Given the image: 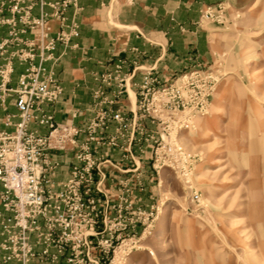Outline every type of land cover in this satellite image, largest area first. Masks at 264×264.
<instances>
[{
	"label": "built area",
	"instance_id": "2783aa9c",
	"mask_svg": "<svg viewBox=\"0 0 264 264\" xmlns=\"http://www.w3.org/2000/svg\"><path fill=\"white\" fill-rule=\"evenodd\" d=\"M219 5L222 9V3ZM71 6L79 10V0H0V35L7 27V37L0 39V59L9 47L18 46L0 64V90L16 95L19 112L13 131L0 130V264H110L121 237L118 229L135 233V222L144 224L147 217L129 182L123 184L117 201L101 196L95 183L100 172V149L122 147L121 140L131 134L133 141L144 139L150 144L151 159L157 166L174 167L185 157L174 134V115H168L169 108L175 109L174 85L165 86L152 69L144 73L137 86L138 118L114 108L123 93V79L115 99L106 94L105 86H111L117 73L101 76L102 83L89 108L90 117L83 126L69 120L58 123L44 109L63 91L54 69L46 62L55 60L58 41L68 43L79 34L77 22L66 23ZM36 8L37 15L33 12ZM50 18L61 22L53 37L47 25ZM28 29L34 37L26 41L20 35ZM14 56L27 65L16 87H6ZM149 117L157 122L156 131H146L139 121ZM33 121L46 126L48 132L31 129ZM113 122L118 125L110 134ZM5 124L11 125L10 115ZM56 150L74 151L75 157L69 177L58 184L59 189H55L54 180L60 166L53 154ZM193 199L200 200L198 192ZM122 222L123 227H118Z\"/></svg>",
	"mask_w": 264,
	"mask_h": 264
},
{
	"label": "rangeland",
	"instance_id": "374dc122",
	"mask_svg": "<svg viewBox=\"0 0 264 264\" xmlns=\"http://www.w3.org/2000/svg\"><path fill=\"white\" fill-rule=\"evenodd\" d=\"M196 25L213 55L155 73L174 85L168 115L185 157L150 160L147 219L118 229L110 264H264V0L208 4Z\"/></svg>",
	"mask_w": 264,
	"mask_h": 264
},
{
	"label": "crops",
	"instance_id": "0c3cea01",
	"mask_svg": "<svg viewBox=\"0 0 264 264\" xmlns=\"http://www.w3.org/2000/svg\"><path fill=\"white\" fill-rule=\"evenodd\" d=\"M220 1L225 0H79L80 9L75 11L71 6L66 13V23L77 22L79 34L72 36L68 43L58 41L55 60L46 62L54 69L63 91L55 103L45 104L44 109L53 114L58 123L69 120L83 126L90 117L89 108L95 90L102 83L101 76L117 73L118 78L111 86H105L106 94L115 99L114 94L123 79V93L114 108H121L128 117L138 118L137 86L146 71L152 69L159 75L181 71L196 64L199 58L213 55L209 31L199 29L196 23L203 7ZM33 12L37 15L39 9ZM47 25L51 27V37L61 28V22L55 18H50ZM6 37L7 27H4L0 39ZM20 37L28 41L34 33L28 29ZM17 47L15 44L9 47L0 64ZM34 62L38 63V58ZM26 65L14 56L13 71L6 87H16ZM130 90L135 93V104ZM8 115L11 125L5 124ZM18 120L16 95L0 90V130L13 131ZM139 121L146 126V131L150 130L149 118H139ZM117 125L112 123L110 134L115 133ZM30 128L43 134L48 132V128L37 121H33ZM128 136L121 140L122 147L100 149V172L96 173L95 183L102 191L101 196L114 202L123 193V184L129 182L137 204L143 207L147 204L144 199L151 197L152 190L147 186L152 180L148 175L151 146L144 139L136 142L130 138L131 134ZM53 154L60 160L54 175L55 189H59L58 184L69 177L75 161L74 151L56 150Z\"/></svg>",
	"mask_w": 264,
	"mask_h": 264
},
{
	"label": "bare ground",
	"instance_id": "6f19581e",
	"mask_svg": "<svg viewBox=\"0 0 264 264\" xmlns=\"http://www.w3.org/2000/svg\"><path fill=\"white\" fill-rule=\"evenodd\" d=\"M130 93H131V97H132V102H133V104H135V93L132 90H130Z\"/></svg>",
	"mask_w": 264,
	"mask_h": 264
}]
</instances>
